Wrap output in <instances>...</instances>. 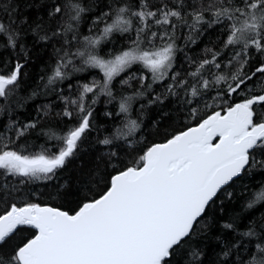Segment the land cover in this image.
Wrapping results in <instances>:
<instances>
[{"label": "snow or ice", "instance_id": "6c2138e0", "mask_svg": "<svg viewBox=\"0 0 264 264\" xmlns=\"http://www.w3.org/2000/svg\"><path fill=\"white\" fill-rule=\"evenodd\" d=\"M50 7L48 15L59 18V26L40 40L59 37L62 39L57 42L65 47L57 49L62 55L48 83L64 79V70L70 65L74 71H82L75 68L73 58L80 59L87 68L98 69L103 82L93 80L80 86L78 100L70 101L76 106L78 122L62 135L53 134L60 142L56 151L45 149L29 155L6 143L0 146V175L4 177L32 181L52 179L77 152L91 127L92 110L85 104L88 94L96 97L92 104L101 94L111 97L113 80L134 64L151 73L153 83L169 78L175 60L178 27L187 26L194 32L199 31L202 24H224L227 28L224 47L239 46L228 61V66L234 62L238 65L230 75H215L212 81L203 75L206 69L221 68L219 52H212L211 59L201 60L195 71L189 73L198 78L199 88L196 84L189 85L187 79H180L179 73L171 75L173 83L167 85V94L179 96V90H183L185 96L190 97L183 101L188 105L201 96V90H209L212 84L223 85L226 91H218L213 98L215 109L219 110H213L194 126L176 132L164 142L147 146L130 164L115 170V174L102 176L101 181L106 186L101 194L85 198L71 211L34 202L7 201L0 211V264H170L176 250L194 233L221 189L247 167L256 164L264 167V160L256 159L257 155H264V87L258 92L249 89L244 95L249 81L258 75L264 77V0H134V3L124 0L114 12L96 18L94 24L104 23L99 35L85 36L83 50L78 48L74 53L65 50L77 39L75 34L69 39L68 33H74L72 21L78 22L85 9L74 0H54ZM14 11L12 0H0V12H7L9 19L8 25L0 20V35L6 37L7 46L12 49L17 48L18 37L17 32L10 30ZM206 14L212 19L207 20ZM114 32L134 33V38L129 37L131 43L126 49L114 55L109 52L105 58L99 46ZM188 39L195 43L191 35ZM20 50L26 57L24 48ZM251 50L260 54L261 62L247 72ZM23 68L24 64L18 59L7 74H0V100L7 101L14 92ZM133 78L130 76L122 83L128 84ZM146 79L143 75L139 77L141 87L145 86ZM147 87L150 89L151 84ZM233 95L243 98L227 104L225 97ZM163 99L157 95L150 102L163 103ZM131 100L132 97H126L120 103V113L129 112ZM222 104L227 106L222 107ZM204 107L213 108V104L205 103ZM62 115L71 119L73 112L65 108ZM190 116L196 119L195 107L190 109ZM35 127V123H28L17 128L16 139ZM126 128L125 135H130L139 125L136 120H130ZM100 143L109 145L112 140L105 138ZM116 155L110 153L109 158ZM0 189H3L0 200L12 195L5 185H0ZM261 202H264V189L248 207ZM21 232L28 235L5 251L4 246ZM244 235L258 234L255 229H249ZM255 249L257 255L252 256L248 264H264V244L257 243ZM192 255L195 258L199 254L193 252Z\"/></svg>", "mask_w": 264, "mask_h": 264}, {"label": "trees", "instance_id": "16d2710c", "mask_svg": "<svg viewBox=\"0 0 264 264\" xmlns=\"http://www.w3.org/2000/svg\"><path fill=\"white\" fill-rule=\"evenodd\" d=\"M12 2L15 4V11L11 16L13 23L10 30L18 33L17 48L7 46L6 37L0 35V74H7L18 59L24 64V68L14 92L7 101L0 100V108L3 109L0 111V146L6 143L10 148L29 155L38 154L45 149L54 152L60 142L53 138V134H64L79 119L76 106L71 105L70 101L78 100L82 84L91 83L93 80L102 83L103 75L98 69L87 68L80 59L73 58L75 68L83 70L74 71L70 65L64 70V79H57L49 84L48 79L53 75L59 55H62L57 53V49L65 47L57 42L62 39L59 37L49 41L40 40L45 34L50 36L51 30L59 26V18L54 19L48 15L54 0ZM74 2L79 3L85 11L78 22L72 21L74 33H68L69 39L73 34L77 37L72 41L71 47L65 49L72 53L78 48L83 50L85 36L99 35L104 23L101 21L94 24L96 18L103 13L114 12L116 7L122 6L124 0ZM128 2L134 3V0ZM206 19L211 20L212 17L206 14ZM0 20L8 25V13L0 12ZM189 35L195 43L188 39ZM129 37L134 38V33L121 35L114 32L99 46L100 54L108 58L109 52L114 55L126 49L131 43ZM226 39L227 28L224 24H202L199 31L194 32H190L187 26H180L175 34V60L169 78L153 83L151 73L141 65L134 64L113 80L111 97L101 94L97 102L92 104L96 97L88 94L85 104L92 110L91 127L84 134L74 156L50 180L32 181L0 175V185H5L12 192L11 196L0 200V211L6 207L5 201L18 204L34 202L67 211L74 210L85 198L91 199L105 190L102 176L115 174V170L130 164L147 146L162 143L176 132L194 126L213 110H219L215 109L213 98L218 91H226L223 85L212 84L209 90H201V96L194 98L191 105L183 102L190 98L185 96L183 90H179V96H172L167 94L166 87L173 83L171 75L179 73L180 79H187L189 85L196 84L199 88L198 78L191 77L189 73L195 71L201 60L211 59L212 52L220 53L218 62L221 68H212L211 71L206 69L203 73L206 78L212 81L215 75H230L234 72L238 65L234 62L228 66V61L232 59L234 51L239 50V46L225 48ZM21 47L27 52L26 57L21 52ZM251 52L252 59L245 69L247 72L254 70L261 62L260 54L254 50ZM142 75L147 77L144 87H141L139 80ZM130 76L134 78L128 84L122 83ZM148 84H151L150 89ZM262 87L264 77L258 75L248 82L244 95L248 94L249 89L258 92ZM138 92L143 95H137ZM157 95L164 97L163 103L150 102ZM126 97H132L129 101V112L120 113L119 105ZM242 98V95L225 97L227 104L239 102ZM205 103L213 104V108H205ZM227 104H222V107ZM193 107L197 109L196 119L190 116V109ZM65 108L73 112L71 119L62 115ZM108 113L111 115H107ZM130 120H136L139 128L134 133L125 135L126 125ZM28 123H35L36 127L29 129L25 136L17 140L16 129ZM105 138L111 139L112 143L101 144L100 141ZM113 152L117 155L110 159L109 154ZM256 159L264 160V155H257ZM261 189H264V167L259 164L247 167L217 194L196 225L194 233L176 250L170 264H248L251 257L257 255L255 245L264 244V202L256 203L252 208L248 207ZM226 224H231L232 227L226 228ZM249 229H255L258 235L245 236L244 233ZM26 235L27 232L16 235L4 246V250H10ZM193 252L199 255L194 258ZM225 252L228 253L227 256L224 255Z\"/></svg>", "mask_w": 264, "mask_h": 264}, {"label": "water", "instance_id": "95a60500", "mask_svg": "<svg viewBox=\"0 0 264 264\" xmlns=\"http://www.w3.org/2000/svg\"><path fill=\"white\" fill-rule=\"evenodd\" d=\"M236 178H237V177H236ZM234 179H235V178H234ZM229 183H230V182H229ZM225 186H226V185H225ZM225 186H224V187H225ZM224 187H223V188H224Z\"/></svg>", "mask_w": 264, "mask_h": 264}]
</instances>
